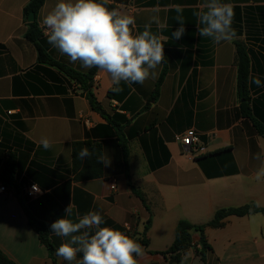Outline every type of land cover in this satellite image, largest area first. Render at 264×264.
Instances as JSON below:
<instances>
[{
  "label": "crops",
  "instance_id": "crops-1",
  "mask_svg": "<svg viewBox=\"0 0 264 264\" xmlns=\"http://www.w3.org/2000/svg\"><path fill=\"white\" fill-rule=\"evenodd\" d=\"M28 1L0 0V166L14 163L23 196L30 185L40 189L38 197L28 199L29 209L46 227L53 251L41 243L7 187L0 192V251L15 264H69L56 255L67 238L52 233L50 225L64 217L71 204L68 218L74 221L97 211L104 226L137 242L144 238L147 244L142 245L138 264H181L182 260L183 264H264V212L230 215L219 227L206 226L210 250L203 258L195 251L196 231L178 260L163 254L181 220L204 225L221 209L264 206V177L254 179L264 167V139L241 115L235 64L238 42L249 58L248 103L254 118L264 123V0H222L233 5L237 38L219 44L198 34L193 13L203 0H110L108 7L135 18L134 34L151 23V31L164 42L157 76L143 84L122 82L123 90L115 93L109 74L96 70L91 91L113 123L91 109L76 81L37 61L34 45L24 37L23 8ZM58 2L44 0L35 17L44 46L54 61L86 73L89 69L71 62L48 42L42 22ZM176 4L183 6L185 18V34L179 40L171 38L180 26L171 7ZM253 77H259L261 86L251 83ZM189 129L200 138L198 152L186 151L176 139ZM44 137L51 142L48 150L40 143ZM121 139L127 145L125 160L118 145ZM84 141L100 143L111 163L102 164L101 177L77 182L72 144ZM81 257L78 254L77 259Z\"/></svg>",
  "mask_w": 264,
  "mask_h": 264
},
{
  "label": "clouds",
  "instance_id": "clouds-1",
  "mask_svg": "<svg viewBox=\"0 0 264 264\" xmlns=\"http://www.w3.org/2000/svg\"><path fill=\"white\" fill-rule=\"evenodd\" d=\"M110 0H59L51 12L43 19L49 44L67 55L71 62H80L85 69L97 68L109 74L115 93L121 92V83L143 84L147 79H155L157 67L164 60V42L151 31V23L144 30L134 34L135 18L122 14L116 7H108ZM177 15L179 27L172 32L173 39L179 40L185 34L183 6H171ZM193 15L197 19L198 34L211 38L216 44L231 42L237 38L233 28L234 8L222 0H203ZM159 23L157 17L152 18ZM251 83L261 86L259 77ZM45 150L51 147L48 138H41ZM93 152L87 147L77 153L83 161L91 158ZM257 159L260 155L257 154ZM97 163L109 166L111 161L103 153L97 156ZM264 177V167L255 175L260 181ZM33 191L39 192L37 185ZM72 215L71 204L65 209V216L50 225V230L58 237L67 238L56 249V255L69 264H138L137 257L144 254L143 247L135 239L120 230L105 225L103 216L97 211H89L77 220ZM78 254H82L77 259ZM183 264V260L181 262Z\"/></svg>",
  "mask_w": 264,
  "mask_h": 264
},
{
  "label": "trees",
  "instance_id": "trees-1",
  "mask_svg": "<svg viewBox=\"0 0 264 264\" xmlns=\"http://www.w3.org/2000/svg\"><path fill=\"white\" fill-rule=\"evenodd\" d=\"M44 0H29L23 8V16L25 19L26 31L24 37L27 41L32 43L37 52V61L39 63L51 65L57 67L64 74L69 76L71 79L76 81L86 94V98L92 110L101 114L108 122H111L109 116H107L101 109L99 103L96 101L92 91V78L97 70V68H91L86 73H79L75 70L54 61L46 51L44 46V39L41 29L36 22V15L41 9ZM29 13H33L34 20L32 22H27ZM235 64L237 68V78H236V89L237 95L241 99L240 112L243 117L249 118L252 123L256 133L264 139V123L258 121L254 118L252 114V109L249 106L248 98V77H249V58L248 52L244 45L241 43H235ZM165 75V70L163 69L158 77L155 88L153 90L152 99L154 100L158 96L159 87ZM122 156L124 160L127 157V145L126 140L121 139L118 142ZM84 147H87L90 152H93L91 158H85L83 161L77 158V153ZM102 153V146L100 143L95 142H75L72 144L71 153V163H72V173L74 174L75 181H84L94 178H99L102 175V164L97 163V156ZM126 170V168H125ZM15 165L14 163L5 161L2 166H0V184L4 187L13 190L15 197L17 198L19 204L21 205L24 213L28 218L29 225L37 233L39 240L43 245L47 247L49 251H53V247L48 238V231L46 227L38 220H36L29 209L28 197L22 195L21 188L16 183L15 178ZM129 185L132 191L137 195L143 202L144 198L142 194L136 190L131 182ZM264 212L263 207H257L254 204H247L238 208H228L221 209L215 212L212 220L204 225H193L185 220H181L177 223L175 228V234L172 244L169 248L163 252V254H171L172 260H178L181 253L186 250L191 245V232L196 231L199 235L198 248H196V253L203 258L207 250H210L205 235L204 229L206 226L219 227L222 225V220L230 215L243 216L250 213ZM141 245H146L147 242L144 238H141L138 242ZM0 264H15L10 260L5 254L0 251Z\"/></svg>",
  "mask_w": 264,
  "mask_h": 264
},
{
  "label": "built area",
  "instance_id": "built-area-1",
  "mask_svg": "<svg viewBox=\"0 0 264 264\" xmlns=\"http://www.w3.org/2000/svg\"><path fill=\"white\" fill-rule=\"evenodd\" d=\"M176 139L182 144L186 151L191 152L193 150L194 152H198L201 149L200 138L193 129L186 130L184 133L178 135ZM110 188L112 190L115 188L114 183H111ZM5 190L6 188L1 185L0 192H3ZM24 193L29 199H35L41 194V191H33V185H30L24 190Z\"/></svg>",
  "mask_w": 264,
  "mask_h": 264
},
{
  "label": "water",
  "instance_id": "water-1",
  "mask_svg": "<svg viewBox=\"0 0 264 264\" xmlns=\"http://www.w3.org/2000/svg\"><path fill=\"white\" fill-rule=\"evenodd\" d=\"M33 20H34L33 13H29L28 18H27V22H32Z\"/></svg>",
  "mask_w": 264,
  "mask_h": 264
}]
</instances>
